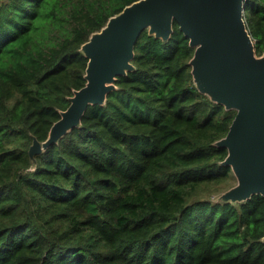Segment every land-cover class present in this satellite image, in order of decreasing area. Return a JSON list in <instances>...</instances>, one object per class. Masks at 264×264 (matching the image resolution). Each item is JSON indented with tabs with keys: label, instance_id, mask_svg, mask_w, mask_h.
Returning a JSON list of instances; mask_svg holds the SVG:
<instances>
[{
	"label": "trees",
	"instance_id": "16d2710c",
	"mask_svg": "<svg viewBox=\"0 0 264 264\" xmlns=\"http://www.w3.org/2000/svg\"><path fill=\"white\" fill-rule=\"evenodd\" d=\"M135 1L0 0V264H264V196L212 197L237 112L198 91L177 22L167 42L145 30L136 70L32 163L86 85L82 45ZM245 8L263 55L264 0Z\"/></svg>",
	"mask_w": 264,
	"mask_h": 264
},
{
	"label": "water",
	"instance_id": "95a60500",
	"mask_svg": "<svg viewBox=\"0 0 264 264\" xmlns=\"http://www.w3.org/2000/svg\"><path fill=\"white\" fill-rule=\"evenodd\" d=\"M246 0H137L91 34L80 51L88 58L86 85L69 97L48 139L33 136L36 156L82 127L90 106H105L118 78L135 71V48L141 34L169 41L177 22L195 49L190 61L198 91L226 110L236 111L227 135L215 145L228 149L221 163L232 168L237 183L217 202L244 203L264 196V54L258 55L245 19ZM264 241V238H263Z\"/></svg>",
	"mask_w": 264,
	"mask_h": 264
},
{
	"label": "rangeland",
	"instance_id": "374dc122",
	"mask_svg": "<svg viewBox=\"0 0 264 264\" xmlns=\"http://www.w3.org/2000/svg\"><path fill=\"white\" fill-rule=\"evenodd\" d=\"M236 183H237V179H236L235 175L233 174L231 179L226 184H224V188L220 192H218L217 194L213 195L212 197L218 198L223 192H225V190L229 189L230 187H232Z\"/></svg>",
	"mask_w": 264,
	"mask_h": 264
}]
</instances>
